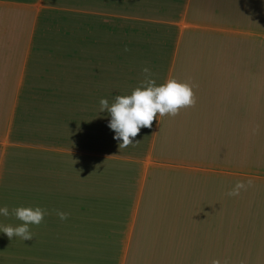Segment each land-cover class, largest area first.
Listing matches in <instances>:
<instances>
[{
	"label": "crops",
	"instance_id": "1",
	"mask_svg": "<svg viewBox=\"0 0 264 264\" xmlns=\"http://www.w3.org/2000/svg\"><path fill=\"white\" fill-rule=\"evenodd\" d=\"M145 67L196 104L120 148L100 100ZM5 206L46 215L0 264H264V0H0Z\"/></svg>",
	"mask_w": 264,
	"mask_h": 264
},
{
	"label": "clouds",
	"instance_id": "2",
	"mask_svg": "<svg viewBox=\"0 0 264 264\" xmlns=\"http://www.w3.org/2000/svg\"><path fill=\"white\" fill-rule=\"evenodd\" d=\"M124 51L127 52L129 49L125 48ZM143 72L145 80L130 95H117L111 105L107 99L100 100L101 111L107 110L111 117L108 127L115 132L114 139L122 141L120 148L134 144L133 138L142 128H151L157 116L175 117L182 109L194 107L196 104L193 88L198 87L197 85L169 78L157 86L155 80L150 78L152 73L149 68H143ZM255 131L256 129H253L254 133ZM252 184V179H248L246 183L237 181L227 195L238 196L241 190H247ZM0 214L7 217L8 207L0 208ZM13 214L23 221V224L16 227L10 225L0 227V232L6 234L9 240L16 236L26 241L33 239L29 225L41 224L46 211L40 207H18L13 209ZM57 215L61 220L67 219L64 212H57ZM211 264H221V260L213 259ZM223 264H229V261L225 259Z\"/></svg>",
	"mask_w": 264,
	"mask_h": 264
}]
</instances>
